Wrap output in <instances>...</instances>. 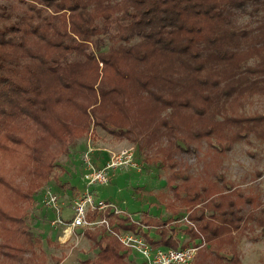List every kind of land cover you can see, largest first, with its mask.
<instances>
[{
    "label": "trees",
    "instance_id": "obj_1",
    "mask_svg": "<svg viewBox=\"0 0 264 264\" xmlns=\"http://www.w3.org/2000/svg\"><path fill=\"white\" fill-rule=\"evenodd\" d=\"M242 14L255 25H237ZM253 96H264V0H0V161L29 179L21 186L0 167V256L37 259L41 241L20 203L48 182L55 147L99 128L141 149L165 140L168 165L197 144V182L167 185L189 240L206 244L197 264H240L235 237L264 228L263 200L235 188L222 166L235 144L264 141V114L243 112ZM105 216L114 233L177 248L164 221L143 222L154 242L128 217ZM109 230L83 231L97 250L85 264H128L130 250Z\"/></svg>",
    "mask_w": 264,
    "mask_h": 264
},
{
    "label": "rangeland",
    "instance_id": "obj_2",
    "mask_svg": "<svg viewBox=\"0 0 264 264\" xmlns=\"http://www.w3.org/2000/svg\"><path fill=\"white\" fill-rule=\"evenodd\" d=\"M253 20L249 14L236 17L237 25L242 26L246 24L254 26ZM243 112L264 114V96L246 99ZM91 129L84 134L77 132L71 140L66 142L64 148L55 147L57 156L48 182L34 189L33 203L27 201L20 203L19 207L25 215L26 225L41 241L33 249L37 259L33 258L29 252L23 254L21 262L9 263L0 256V264H85L86 261L93 260L97 250L93 249L92 243L84 237V229L72 230L71 237L65 243L56 241V234L61 229L51 224L56 217V212L43 207L40 202V193L44 188V192L50 191L58 196V215L60 219L70 221L73 216L71 209L73 202L85 192L84 154L90 158L92 167L102 168L112 153L125 148L131 149L136 167L122 166L109 171L104 185L90 189L95 202H103L111 206L113 212L119 216L128 217L133 223L139 224L142 232L154 242L159 239L155 228L143 226V222L150 219L167 223L166 228L174 233L173 238L177 248L197 244H200V248L205 247L206 244L202 241L189 240L185 233L188 226L185 207L167 185L170 181L174 182L175 178V184L180 185L184 177H189L190 180L196 178L197 182V144L193 151L185 153L176 151L173 164L168 165L163 160V152L165 149L171 151L174 149L163 139L151 147L141 149L136 143L117 139L99 128ZM204 149V146L198 149V156H201ZM0 167L5 174L8 172L13 175L11 177H14V182L21 186L28 185L29 179L18 174L11 160H1ZM222 172L226 180L242 193L260 196V200H263L261 208H264V141L250 136L248 143L235 144L223 158ZM179 196H184V193L181 192ZM37 203L39 206H36ZM98 216L101 215L98 214ZM93 229L99 230L101 227L96 226ZM253 229V232L235 237L240 264H264V228L254 227ZM2 240L0 236V244ZM227 248L220 252V255L229 258ZM127 261L128 264H145L138 252L130 251ZM190 264H197V254Z\"/></svg>",
    "mask_w": 264,
    "mask_h": 264
},
{
    "label": "built area",
    "instance_id": "obj_3",
    "mask_svg": "<svg viewBox=\"0 0 264 264\" xmlns=\"http://www.w3.org/2000/svg\"><path fill=\"white\" fill-rule=\"evenodd\" d=\"M83 161L86 166L83 175L85 192L73 202L71 206L73 216L70 221H64L60 219L58 215V196L50 191L44 192L43 195V207L47 210H54L56 212V217L51 224L61 228L60 237H62V240L59 238V243H65L71 237V232L75 228L94 230L93 228L98 226L104 227L107 230L111 229L108 219L105 216L106 210L111 206L97 201V204H95V198L90 189L98 185H104L107 182L109 171H114L122 166L130 168L136 167L133 153L130 148L112 153L102 168L92 167L91 160L86 154L83 156ZM95 212L101 216L94 217L93 219L89 218ZM109 232L116 236L128 250L138 252L144 259L145 264H190L201 247L200 244H197L176 249L163 247L153 248L139 235L123 231L114 233L112 230H109Z\"/></svg>",
    "mask_w": 264,
    "mask_h": 264
},
{
    "label": "crops",
    "instance_id": "obj_4",
    "mask_svg": "<svg viewBox=\"0 0 264 264\" xmlns=\"http://www.w3.org/2000/svg\"><path fill=\"white\" fill-rule=\"evenodd\" d=\"M92 130V129H91ZM41 200H40V202L42 203V198H43V195H44V188H43V190L41 191ZM39 194V195H40ZM36 206H39V204L37 203V205ZM60 229V228H59ZM90 231H97V230H90ZM60 236H61V229L57 232V234H56V241L57 242H59V238H60ZM177 244V243H176ZM160 247H163V248H166V247H164V246H160Z\"/></svg>",
    "mask_w": 264,
    "mask_h": 264
}]
</instances>
